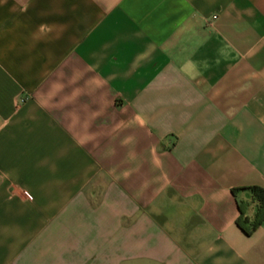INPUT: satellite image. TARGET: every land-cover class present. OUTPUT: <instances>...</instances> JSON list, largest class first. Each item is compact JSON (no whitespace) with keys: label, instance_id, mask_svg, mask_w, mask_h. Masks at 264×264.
Returning a JSON list of instances; mask_svg holds the SVG:
<instances>
[{"label":"crops","instance_id":"1","mask_svg":"<svg viewBox=\"0 0 264 264\" xmlns=\"http://www.w3.org/2000/svg\"><path fill=\"white\" fill-rule=\"evenodd\" d=\"M253 187L264 0H0V264H264Z\"/></svg>","mask_w":264,"mask_h":264},{"label":"trees","instance_id":"2","mask_svg":"<svg viewBox=\"0 0 264 264\" xmlns=\"http://www.w3.org/2000/svg\"><path fill=\"white\" fill-rule=\"evenodd\" d=\"M252 190H253L255 197L257 198L259 202V207H258V211L256 214L255 223L252 227V229H255L258 225L264 222V190L258 187H253ZM238 225L243 227L244 229V224L242 223L240 219L238 220ZM246 233L248 234L249 232L247 231Z\"/></svg>","mask_w":264,"mask_h":264}]
</instances>
